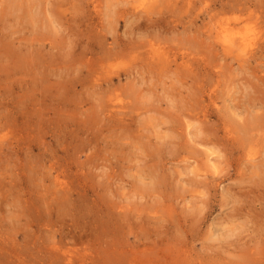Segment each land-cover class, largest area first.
Masks as SVG:
<instances>
[{"label":"rangeland","instance_id":"obj_1","mask_svg":"<svg viewBox=\"0 0 264 264\" xmlns=\"http://www.w3.org/2000/svg\"><path fill=\"white\" fill-rule=\"evenodd\" d=\"M219 23L264 46V0H0V264L263 258L264 52Z\"/></svg>","mask_w":264,"mask_h":264},{"label":"bare ground","instance_id":"obj_2","mask_svg":"<svg viewBox=\"0 0 264 264\" xmlns=\"http://www.w3.org/2000/svg\"><path fill=\"white\" fill-rule=\"evenodd\" d=\"M158 1H160V0H158ZM250 4H252V3H250ZM244 8H245V11H248V9H250L251 7L250 6H244L243 9ZM240 10H242V8ZM249 14H252L251 10H250ZM234 18L239 19L240 17L235 16ZM222 23H219L218 25H216L214 27L216 34L215 35L213 34V35H214V37L216 36V37H219L221 39L222 44H223V49L227 53H232L234 58H237V60H239V64L241 63V65H246V63L251 62V58L254 57V59H255L256 55L259 52L261 54L264 52V46L261 45L259 42V40L262 37L255 35L254 31L253 32L251 31V28L245 27L244 29H242L241 27L237 28V26H230L229 24H227L228 26H226ZM211 37H213V36H211ZM248 69H250V68H248ZM240 112H242V111H237L236 114H238ZM259 116H256V115H254V113L253 114L251 113L249 119H246L245 117L239 118L241 121L239 122V124H237V127H239L238 129H241L242 131L245 132V135L243 134L244 136H246V133L249 132L250 129L254 128V126L252 127V124L255 125V123H257L256 120L257 121L259 120ZM197 130H199V133H201L200 128H198ZM247 130H249V131H247ZM197 135L198 134H196V136ZM239 137L241 138V136H239ZM207 138H209V137H207ZM249 138H251V137H249ZM208 141L209 140H207L206 143H209ZM212 143H214V142L212 141ZM219 157H220V155H219ZM260 161L262 162V160H260ZM214 166L216 169L217 164H215ZM256 253H259L261 255L264 254V248H261V250L255 252V254ZM259 258L264 261V255H263V258H262V256L258 257V258L256 257L257 260H259ZM256 259L254 260L253 256H248V258H246L245 261H246V263L255 264V261H257Z\"/></svg>","mask_w":264,"mask_h":264}]
</instances>
